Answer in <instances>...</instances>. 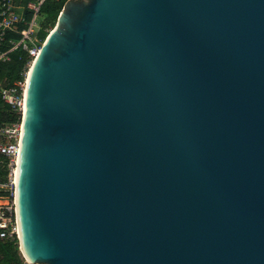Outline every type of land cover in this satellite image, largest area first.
<instances>
[{
  "label": "water",
  "instance_id": "water-1",
  "mask_svg": "<svg viewBox=\"0 0 264 264\" xmlns=\"http://www.w3.org/2000/svg\"><path fill=\"white\" fill-rule=\"evenodd\" d=\"M31 68L30 264H264V0H68Z\"/></svg>",
  "mask_w": 264,
  "mask_h": 264
},
{
  "label": "built area",
  "instance_id": "built-area-1",
  "mask_svg": "<svg viewBox=\"0 0 264 264\" xmlns=\"http://www.w3.org/2000/svg\"><path fill=\"white\" fill-rule=\"evenodd\" d=\"M47 0H29L19 6L15 0H0V45L8 39L10 32L17 33V39L9 38L10 47L0 50V63L11 60V53L21 49L27 54L26 70L23 78L13 85L0 83V97L18 116L13 122L0 125V166L9 169L7 181L0 182V242L20 237L17 205V171L23 136V118L26 111V91L28 74L45 42L39 36L42 25L39 21L41 9ZM23 8V11L20 9ZM24 10L30 12L28 17ZM23 27L20 28V26ZM52 29H50V32ZM26 264H30L25 257Z\"/></svg>",
  "mask_w": 264,
  "mask_h": 264
},
{
  "label": "trees",
  "instance_id": "trees-1",
  "mask_svg": "<svg viewBox=\"0 0 264 264\" xmlns=\"http://www.w3.org/2000/svg\"><path fill=\"white\" fill-rule=\"evenodd\" d=\"M16 1L25 5L29 0ZM67 1L68 0H47L43 4L41 9L42 28L39 32V36L42 40H45L49 35L50 29L56 26L59 15ZM25 14L30 17L29 11H25ZM21 27H23V25H21L20 28ZM7 37L8 39L6 42L0 45V50H7L10 47L9 38L17 39L19 35L10 32ZM26 63L27 54L21 49L11 53L10 61L0 63V83H2L3 86H10L22 79L23 73L26 70ZM17 119V114L13 112L11 107L5 104L0 97V125L6 122L16 121ZM8 171L9 169L6 165L0 166V182L7 181ZM2 194L3 191L0 190V195ZM0 264H26L20 251L19 239L0 242Z\"/></svg>",
  "mask_w": 264,
  "mask_h": 264
},
{
  "label": "bare ground",
  "instance_id": "bare-ground-1",
  "mask_svg": "<svg viewBox=\"0 0 264 264\" xmlns=\"http://www.w3.org/2000/svg\"><path fill=\"white\" fill-rule=\"evenodd\" d=\"M31 70H32V68L30 69V72H29V74L28 75H30V73H31ZM17 173L19 174V172L17 171ZM18 180H19V178L17 177V182H18ZM17 202H18V196H17ZM23 250H24V248H23Z\"/></svg>",
  "mask_w": 264,
  "mask_h": 264
},
{
  "label": "crops",
  "instance_id": "crops-1",
  "mask_svg": "<svg viewBox=\"0 0 264 264\" xmlns=\"http://www.w3.org/2000/svg\"><path fill=\"white\" fill-rule=\"evenodd\" d=\"M15 1H16V0H15ZM16 3H18L19 6H24L23 4H21V3L17 2V1H16ZM20 11H23V8H21ZM25 11H26V10H24V12H25Z\"/></svg>",
  "mask_w": 264,
  "mask_h": 264
},
{
  "label": "rangeland",
  "instance_id": "rangeland-1",
  "mask_svg": "<svg viewBox=\"0 0 264 264\" xmlns=\"http://www.w3.org/2000/svg\"><path fill=\"white\" fill-rule=\"evenodd\" d=\"M39 21H40V23H41V25H42V17L39 18ZM54 28H55V27H54ZM54 28H53V29H54ZM49 34H50V32H49ZM47 37H48V36H47Z\"/></svg>",
  "mask_w": 264,
  "mask_h": 264
}]
</instances>
